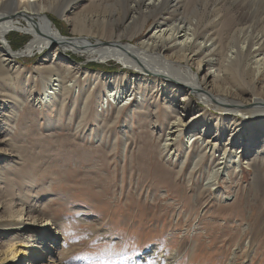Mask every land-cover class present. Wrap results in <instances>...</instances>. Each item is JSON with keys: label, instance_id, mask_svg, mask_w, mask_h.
Here are the masks:
<instances>
[{"label": "rangeland", "instance_id": "374dc122", "mask_svg": "<svg viewBox=\"0 0 264 264\" xmlns=\"http://www.w3.org/2000/svg\"><path fill=\"white\" fill-rule=\"evenodd\" d=\"M117 5V0H87L76 5L73 13L80 16L86 11L100 14L101 11L117 10ZM186 7L189 12V4ZM48 15L62 37L79 36L72 31L70 24L54 14ZM218 15H223L224 25L211 28L207 24L206 27L204 21L207 20L204 19L202 25L199 24L198 33L210 35L212 32L218 35L217 38H225L231 30L247 26L232 0L227 1L226 8H222ZM152 22L153 19H148L141 31L135 29V33H129L121 41L136 42L144 37ZM121 26L116 25V28L121 29ZM88 37L91 41L98 38ZM7 39L12 50H19L30 36L13 32ZM65 56L67 64L63 65V60L56 59L46 50L18 60L15 68L21 69L20 73L10 71L14 79L10 91L14 89V92L0 95V110L4 109L5 113L1 115L0 112V203L7 200L2 195L12 197L31 185L30 190L34 193L27 198L29 204L45 210L63 230V245L61 242L62 247L53 252L55 260L60 259L57 262L264 264V165H257L258 162L255 166L243 165L236 171V176L218 178V188L208 189L204 184L211 161L206 157L198 159L200 162L195 160L204 142L198 139L189 147L181 137L176 156L165 154V124L176 114L168 112L171 117L165 114L161 92L153 91V87H141L138 95L146 92V100L136 97L128 102L130 106L127 104L126 109L116 114L114 102L101 105L109 88L106 84L116 75L124 73L129 79L136 73L113 61L100 63L71 52ZM214 58L218 63V58ZM44 59H47L45 63L56 59L58 68L65 72L66 84L71 91L61 98L62 103L57 99L45 101L36 108L31 97L44 98L46 89L45 80H40L37 72ZM68 66L71 73L66 71ZM75 68L81 72L100 71L110 79L84 81L79 74L74 75ZM232 74L224 76L231 92L247 89L264 96V74L257 77L255 88L248 86L241 70ZM115 80L121 81L119 78ZM33 84L36 91L24 93ZM23 86L25 89L20 92L18 88ZM3 95L6 97L2 98ZM194 95L190 97L198 102ZM228 97L240 99L234 95ZM179 102L182 104L181 99ZM181 111L177 109L178 114L184 113ZM197 111L209 116L207 134L212 136L218 113L206 111L200 105V108L190 107L183 118H190ZM154 116L157 121L152 118ZM148 119L152 120L151 123ZM249 121L247 131L256 127L251 121L264 119H248L246 122ZM226 124L229 129L217 142L216 157L234 128L228 121ZM251 133L248 132V136ZM260 145L258 143L257 148L260 149ZM186 151L189 155H185ZM2 232L4 228L0 227V250L5 247L3 242L9 236L6 231ZM153 247L156 249L152 256L149 253ZM64 249L70 253L62 258Z\"/></svg>", "mask_w": 264, "mask_h": 264}, {"label": "bare ground", "instance_id": "6f19581e", "mask_svg": "<svg viewBox=\"0 0 264 264\" xmlns=\"http://www.w3.org/2000/svg\"><path fill=\"white\" fill-rule=\"evenodd\" d=\"M85 1L87 0H0V95L14 92V89L10 91L14 85L10 71H21L15 68L16 62L36 53H44L47 50L55 55L56 59L63 60V65L67 64L64 58L69 52L100 63L113 61L136 74L128 79L126 74L122 73L109 80L106 84L109 88L105 91L101 105H106L109 101L114 102L118 114L136 97L146 100V92L138 95L139 88L153 87V91L161 92L165 101V114L169 117L171 113L176 114L172 121H166L165 124L167 126L164 153H169L171 157L176 156L177 144L181 137L185 138L189 147L198 139L199 142H204L195 160H203L206 157L211 161L204 184L208 189L218 188V178L236 176V171L243 165L255 166L257 162V165H264V121H251L256 127L246 130L247 124L250 123L246 122L248 119H264V96L247 89L231 92L224 82L227 73L241 70L245 74V81L248 80V86L255 88L257 77L264 74V0H232L235 10L242 15L247 26L238 30L229 29L230 32H226L225 38H217L218 35L212 32L210 35H201L198 30L204 19L207 20L204 21L206 27L207 24L211 28L224 25L225 19H221L223 15L218 14L222 8H226L228 0H117V10L101 11L100 14L86 11L81 16L75 15L74 7ZM48 13L70 24L72 31L79 36L63 38ZM148 19H153V22L144 37L134 43L121 41L129 33L132 35L135 29L141 31ZM119 24L122 25L121 29L116 28ZM228 27L231 28L230 25ZM13 32L30 36L28 42L19 50H12L8 44L7 37ZM88 36L98 38L91 41ZM214 57L218 58V63ZM56 59L55 62L50 60L48 63H45L47 59L42 60L41 68L37 69L40 80H45L43 83L46 89L42 99L30 96L32 105L36 108H40L45 101L52 102L57 99L62 103L61 98L71 91L66 84L65 72L58 68ZM68 68L66 71L70 72L71 69L69 66ZM75 71L74 75L79 74L78 77L84 81L110 79L100 71L81 72L78 68H75ZM117 78L121 81H116ZM55 82L58 84L54 85ZM15 88L17 89V86ZM24 89V86L18 88L20 92ZM262 90L264 92V89ZM35 91L33 84L28 90H24V93L31 94ZM193 94L197 96L198 102L190 97ZM244 94L248 96L245 97ZM228 95L238 96L240 99H231ZM4 97L6 95L2 96ZM184 101L189 102L184 104ZM200 105L206 111L214 110L218 113L214 131L211 130L212 136L207 134L209 116L197 111L190 118H183L190 107L195 109L200 108ZM177 109H182L181 112L184 113L178 114ZM0 112L1 115L5 114L4 109ZM208 115L211 116L210 112ZM226 121L234 128L230 131L220 155L216 157L217 142L224 138L229 129ZM197 129L200 132H194ZM248 132H252L250 136ZM258 143H261L260 149L257 148ZM185 155H189L188 151ZM192 165L194 169L197 168L196 163ZM30 186L9 198L2 195L7 200L0 203V227L4 228V232L9 236L3 242L5 247L0 250V264H69L65 260L57 262L60 259L55 260L53 257V252L62 247L61 242L63 245V230H60L59 223L50 218L45 210L43 212L29 204L27 198L33 192ZM155 249L156 247H153L149 254L153 256ZM64 252L62 258L70 253L67 249H64ZM150 255L148 257H151Z\"/></svg>", "mask_w": 264, "mask_h": 264}, {"label": "trees", "instance_id": "16d2710c", "mask_svg": "<svg viewBox=\"0 0 264 264\" xmlns=\"http://www.w3.org/2000/svg\"><path fill=\"white\" fill-rule=\"evenodd\" d=\"M22 43H23V40H22ZM20 46H23L22 44H20ZM15 48V47H14ZM92 66H96V65H92Z\"/></svg>", "mask_w": 264, "mask_h": 264}]
</instances>
